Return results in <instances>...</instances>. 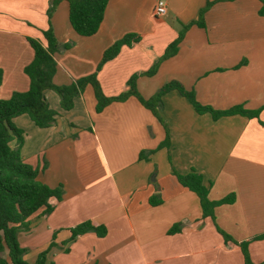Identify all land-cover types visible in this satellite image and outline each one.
<instances>
[{"label":"crops","instance_id":"obj_1","mask_svg":"<svg viewBox=\"0 0 264 264\" xmlns=\"http://www.w3.org/2000/svg\"><path fill=\"white\" fill-rule=\"evenodd\" d=\"M50 1L0 0V99L28 89L23 69L33 52L27 40L44 41ZM158 1L109 0L91 37L72 31L67 4L61 1L50 23L58 43L72 46L54 55L53 83L65 86L96 73L104 95L115 97L132 75H141L136 88L148 99L165 83L177 81L204 106L260 110L264 123L259 1L164 0L166 14L154 18ZM208 1L204 27L190 26L176 55L161 62L154 76H142ZM127 34L138 41L122 47L97 71L104 50ZM44 97L58 113L53 126L37 128L26 115L12 119L23 135L24 162L42 167L45 160L47 168L38 178L52 189H64L59 202L49 200L50 214L30 218L23 233L36 242L32 249L28 241L24 244L29 264L45 250L47 264H245L240 247L225 244L216 226L238 243L250 241L249 264H264V239L251 240L264 233V126L257 119L214 120L171 91L163 96L160 111L168 145L158 148L164 128L134 97L99 114L89 85L69 111L61 110L54 92L46 90ZM95 157L103 161L97 178L96 165L87 164ZM173 171L199 173L211 201L233 194L234 203L217 207L214 221L203 219L198 198L178 184ZM152 199L160 203L151 206ZM87 220L102 224L106 235L86 233L71 240L70 230ZM175 225L178 232L169 235Z\"/></svg>","mask_w":264,"mask_h":264},{"label":"trees","instance_id":"obj_2","mask_svg":"<svg viewBox=\"0 0 264 264\" xmlns=\"http://www.w3.org/2000/svg\"><path fill=\"white\" fill-rule=\"evenodd\" d=\"M61 1L67 4L68 22L72 31L79 37H91L97 33L104 19L109 0L50 1L47 10L49 28L43 32L44 41L27 40L33 52L30 63L23 69V73L28 79V89L24 92L12 93L8 99H0V264H29L24 259L26 250L22 249L17 242V233L29 230L30 218L34 215L39 213L40 216H46L52 212V207L49 205L50 199H54L57 202L62 199L63 189L61 185L52 189L38 178L39 174L46 170V163L42 167H32L22 159L23 135L12 123V119L26 115L37 128L45 129L53 126L58 113L49 108L44 97L46 90L54 92L59 97V105L62 111H69L74 106V99L79 97L85 87L89 85L96 101L95 112L97 114L101 113L111 103H121L130 97H134L164 128L166 137L158 148L168 145V128L160 116V111L163 107V96L171 91H176L185 98L198 114L208 113L214 120L240 115L257 119L260 125L264 126V123L259 120L260 110H247L240 105L223 111L214 110L200 104L196 100L194 92L186 90L177 81L165 83L148 99H144L138 93L136 81L141 75L135 74L127 80L125 91L115 97H106L104 95L97 81L96 73L77 79L69 85H55L53 83V77L56 72L54 55L72 46V43L63 45L58 43L50 23L51 16ZM258 1L260 3L258 14L264 18V0ZM211 4L212 2L208 1L205 7L200 10L198 19L182 28L177 37L168 44L163 55L142 76H154L161 62L176 55L185 32L190 26L204 27L202 22L203 14ZM137 41L138 38L134 34H127L114 42L104 50L97 66V71L103 64L114 59L122 47H130ZM1 80L2 71L0 70V83ZM13 142L14 145L11 146ZM142 157L143 155L140 153L139 158L142 159ZM173 174L180 186L196 195L203 219L209 218L214 221V212L217 207L231 205L235 201L233 194L217 201H211L208 198L209 189L204 185L203 177L195 171L187 174H179L173 171ZM159 203L158 200H150L151 206ZM178 230L179 225H175L168 231V234H175ZM216 230L222 236L225 244L233 243L240 247L245 264H249L248 245L250 241L238 243L217 226ZM70 233L71 240L86 233H94L98 238H103L106 235V228L93 220H87L71 229ZM263 239L264 233L253 237L251 240L258 241ZM47 254L48 250L39 253L33 264H47Z\"/></svg>","mask_w":264,"mask_h":264},{"label":"rangeland","instance_id":"obj_3","mask_svg":"<svg viewBox=\"0 0 264 264\" xmlns=\"http://www.w3.org/2000/svg\"><path fill=\"white\" fill-rule=\"evenodd\" d=\"M114 103H117V102H114ZM112 104V103H111ZM109 106V105H108ZM107 107V106H106ZM105 109V108H104ZM44 163H46V168H47V162L44 160L43 161ZM43 163V164H44ZM88 165H96L95 166V168H94V172H95V175H94V177H98V176H100V174L103 172V167L101 166V164L103 165V161H101V162H98V160L96 159V157H95V159H94V161H91V162H88L87 163ZM58 187V186H57ZM56 187V188H57ZM62 189H63V186H62ZM64 190V189H63ZM63 193H64V191H63ZM63 196V195H62ZM23 233H25V232H23V231H20V232H18L17 233V235H16V239H17V242H18V244H19V246L22 248V249H24V250H26V252H27V249L25 248V245L24 244H26V242L28 243L27 245L29 246V247H31V249H32V247H35V244H36V242H31V240L34 238V237H32V238H29V239H31V240H29L28 239V236H24V234Z\"/></svg>","mask_w":264,"mask_h":264},{"label":"built area","instance_id":"obj_4","mask_svg":"<svg viewBox=\"0 0 264 264\" xmlns=\"http://www.w3.org/2000/svg\"><path fill=\"white\" fill-rule=\"evenodd\" d=\"M166 14V2L164 0H159L154 8L153 17L160 18Z\"/></svg>","mask_w":264,"mask_h":264}]
</instances>
